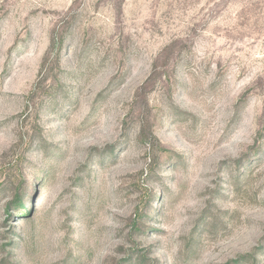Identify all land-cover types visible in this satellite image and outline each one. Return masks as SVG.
Listing matches in <instances>:
<instances>
[{
	"label": "rangeland",
	"instance_id": "374dc122",
	"mask_svg": "<svg viewBox=\"0 0 264 264\" xmlns=\"http://www.w3.org/2000/svg\"><path fill=\"white\" fill-rule=\"evenodd\" d=\"M0 264H264V0H0Z\"/></svg>",
	"mask_w": 264,
	"mask_h": 264
}]
</instances>
